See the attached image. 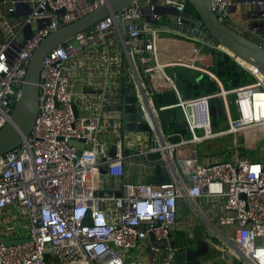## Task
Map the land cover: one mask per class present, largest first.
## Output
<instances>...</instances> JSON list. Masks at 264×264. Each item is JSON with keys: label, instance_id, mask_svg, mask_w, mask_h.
Here are the masks:
<instances>
[{"label": "built area", "instance_id": "1", "mask_svg": "<svg viewBox=\"0 0 264 264\" xmlns=\"http://www.w3.org/2000/svg\"><path fill=\"white\" fill-rule=\"evenodd\" d=\"M108 1H0V129L11 119L41 40ZM239 2L211 0V5L222 22L261 41V25L234 17ZM244 5L264 11V0ZM172 8L183 12L187 3L135 2L45 56L33 131L21 146L0 155V235L29 240L0 241V264H127L123 250L148 238L171 256L181 202L215 237L211 242L222 257L229 252L241 264H264V159L240 154L203 159L197 148L227 133L264 131V75L220 47L254 78L224 88L214 71L200 65L210 47L202 41L191 56L160 62L158 34L171 30L157 25ZM177 67L205 73L221 91L185 97L171 76ZM163 77L170 85L157 88ZM127 88L135 89L151 131L123 128ZM169 88L175 100L156 103ZM223 91L233 99L221 97ZM215 96L226 98L216 128L210 110ZM169 108L182 109L187 136L165 128L161 113ZM159 166L167 168L170 182L152 183ZM14 208L25 218L28 234L18 235L1 217ZM160 264L171 263L164 256Z\"/></svg>", "mask_w": 264, "mask_h": 264}, {"label": "water", "instance_id": "2", "mask_svg": "<svg viewBox=\"0 0 264 264\" xmlns=\"http://www.w3.org/2000/svg\"><path fill=\"white\" fill-rule=\"evenodd\" d=\"M139 1L143 0H109L82 17L59 27L41 40L29 60L24 83L21 86L11 119L0 129V155L21 146L33 131L40 110L41 68L43 60L49 51L71 40L78 33L89 30L98 21L111 13L118 12L122 8ZM184 1L193 10H189L188 8L183 12H179L174 8L166 10L162 13L165 18L164 22L157 26L165 30L169 29L171 32L179 33L195 41L206 42L210 47L205 50L206 59L200 65L214 71L226 89L229 87L236 88L241 85L242 71L239 63L233 57L226 54L221 49L222 47L231 51L241 61L258 68L264 75V17L262 16L264 11L260 10L259 6H245V0H239L238 5L242 9L240 11L241 16L245 17V21L251 27L261 25V39L263 41L254 39L251 35L222 22L212 9L211 0ZM7 5H11V2ZM63 12V10L59 11V13ZM260 16L261 20L259 19ZM208 53L211 55L209 58H207ZM171 76L174 78L179 92L187 98L199 97L204 93L217 94L222 89L220 84L201 71H186L185 73H176L175 76L172 72ZM145 82L148 83L147 78ZM149 90L152 91L151 89ZM125 93L123 128L128 131H151V127L147 124L141 108L137 105L135 89L127 88L125 89ZM165 93L166 95L157 98L156 103H172L175 100L172 88L167 89ZM220 98L219 96L212 97L210 102L211 116L214 118V128L217 127V118L220 112V107L218 106ZM161 118L167 130L175 129L185 136L188 135L185 117L181 108H169L161 113ZM127 152L125 151V153ZM110 154L114 155L115 151L111 150ZM166 174V167H157L156 173L151 180L152 183L161 184L163 182H170L171 179ZM97 194L100 196L112 195L108 191H99ZM115 194L120 195V192ZM205 235L209 239H215L207 230ZM28 240L29 237L7 238L4 235H0V241L6 244L20 243ZM200 244L204 245L205 249L196 244L193 246L173 245L176 250L171 256L167 255L164 251L163 254L165 258L170 260L171 264H241L229 252L225 253V259L210 263L208 253L209 251L210 253H214L216 249L209 246L206 241L200 240Z\"/></svg>", "mask_w": 264, "mask_h": 264}, {"label": "crops", "instance_id": "3", "mask_svg": "<svg viewBox=\"0 0 264 264\" xmlns=\"http://www.w3.org/2000/svg\"><path fill=\"white\" fill-rule=\"evenodd\" d=\"M236 8H235L234 17L238 15L239 16L238 18L240 21H242L243 23H247V21H245V17L241 16V13H240V11L242 10L241 7L237 6ZM0 10H3V8L1 9L0 7ZM160 33H165V34L170 35V36H163V37L158 35L159 37L158 58H159V61L162 63H169L176 58H180V57L185 58L187 56H191L193 46L198 44L193 39H190L185 36L178 35L172 32L170 33V32L163 31ZM203 55H204V61H205L206 59L205 51ZM175 69L177 73H185L187 70L181 67H177ZM241 78H242L241 79L242 83L249 82L248 80L249 77H246V75L241 74ZM223 103H224V106L226 107L225 100ZM252 143L253 144L251 146H254L255 145L254 139ZM150 175L145 176L144 179L148 181L150 178ZM182 206L184 207L182 208ZM179 211L180 212L178 213V223L173 229V237L171 239L172 245H177V246L192 245L193 246L196 244V245H200L201 248L205 249V246L200 244V240H202V241H206V243H208L209 246L215 248V245H213V243L211 242V239L206 237L205 235L206 229L204 228L202 222L197 218L196 215H194V213L185 203L183 202L180 203ZM9 213H11V210H9L8 212L2 213L3 215H1V217L4 219L7 215H9ZM17 234H18V231H17ZM7 238H12V237H7ZM161 248L162 247L158 245L152 238L145 239L144 241L140 243L139 247L132 248V249L125 250V251L123 250V252L126 255L125 261L127 264H160L164 258L163 251ZM215 249H216V252L210 253L209 251L208 253L210 263L225 258V257H222V254L219 251V248L216 247Z\"/></svg>", "mask_w": 264, "mask_h": 264}, {"label": "rangeland", "instance_id": "4", "mask_svg": "<svg viewBox=\"0 0 264 264\" xmlns=\"http://www.w3.org/2000/svg\"><path fill=\"white\" fill-rule=\"evenodd\" d=\"M235 17L238 18L239 16L237 15ZM158 35L162 37L170 36L165 33H159ZM251 37H253L254 39L260 40L256 36L251 35ZM227 99L231 101L233 99V95H228ZM223 102H224V99L220 98L218 106L220 107L219 111L222 113H224L223 107H225ZM212 121H214L213 117H212ZM249 132L251 133L253 132L252 135H253V139L255 143L254 146H249L247 144L249 140V136H250ZM242 147L253 150L256 158L261 157V159H264V131L259 128H253V129H249L247 131L241 132V133H235V134L227 133L224 136L209 140L207 142L205 141L203 143H199L197 146L203 159L212 158V159H219V160H228V159H232L235 154L253 157V155L250 153L243 154L240 149ZM183 207L184 206H182V208ZM4 219L8 221L9 225L16 228V230L18 231V235H21L22 233L28 234L27 229H24V227L27 226V222L25 218L20 215L19 210L17 208H14L12 212L9 213V215H7Z\"/></svg>", "mask_w": 264, "mask_h": 264}, {"label": "bare ground", "instance_id": "5", "mask_svg": "<svg viewBox=\"0 0 264 264\" xmlns=\"http://www.w3.org/2000/svg\"><path fill=\"white\" fill-rule=\"evenodd\" d=\"M236 9H237V8H236ZM189 10H190V9H189ZM223 49H224L225 51H227L228 53L232 54V52L229 51L228 49H226V48H224V47H223ZM209 57H211V55H209V53H208V54H207V58H209ZM248 65H249L250 67L254 68V67L251 66L250 64H248ZM186 71H187V70H186ZM241 79H242V78H241ZM169 85H170L169 79H166L165 77H163L162 80H161V82L158 83V84H156V87H157V88H162V87H168ZM222 95H224V96L226 95L224 91L222 92ZM221 97H223V96H221ZM252 134H253V132H252V133L249 132V135H250V136H249V140H248V143H247L249 146H251V145L253 144V143H252V142H253V135H252ZM245 138H246V137H245ZM245 144H246V143H245ZM246 146H247V145H246ZM249 146H248V147H249ZM179 212H180V211H179Z\"/></svg>", "mask_w": 264, "mask_h": 264}, {"label": "trees", "instance_id": "6", "mask_svg": "<svg viewBox=\"0 0 264 264\" xmlns=\"http://www.w3.org/2000/svg\"><path fill=\"white\" fill-rule=\"evenodd\" d=\"M187 8L188 9H190V10H193L192 9V7L187 3ZM243 75H246V77H249L248 78V80L249 81H253L254 80V78H252L251 76H249L247 73H245V72H243L242 73ZM241 149V151H242V153L244 154V153H250V154H252L253 155V157H255V155H254V151L253 150H251V149H247V148H244V147H242V148H240Z\"/></svg>", "mask_w": 264, "mask_h": 264}]
</instances>
